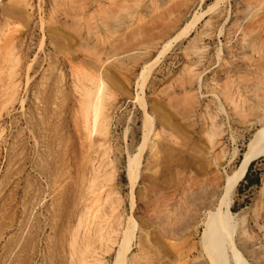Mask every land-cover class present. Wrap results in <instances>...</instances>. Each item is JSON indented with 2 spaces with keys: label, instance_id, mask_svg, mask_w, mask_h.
<instances>
[{
  "label": "rangeland",
  "instance_id": "obj_1",
  "mask_svg": "<svg viewBox=\"0 0 264 264\" xmlns=\"http://www.w3.org/2000/svg\"><path fill=\"white\" fill-rule=\"evenodd\" d=\"M262 128L264 0H0V264H113L131 218L127 264H215ZM230 213L264 264V157Z\"/></svg>",
  "mask_w": 264,
  "mask_h": 264
},
{
  "label": "bare ground",
  "instance_id": "obj_2",
  "mask_svg": "<svg viewBox=\"0 0 264 264\" xmlns=\"http://www.w3.org/2000/svg\"><path fill=\"white\" fill-rule=\"evenodd\" d=\"M87 95L90 96L89 92ZM100 107L101 104L98 103L95 110L96 113L93 114L97 121V118L101 115V111H99ZM262 157H264V128L257 131L252 140H250L238 167L230 175L226 176L217 208L208 216L206 227L211 240L209 248L215 264H232L230 263L231 260L234 264H247L235 245L230 208L237 188L245 179L250 166L254 161ZM139 158L140 156H137V158L130 159L128 162V180L131 185V195H133L134 184L137 178ZM135 231V221L131 218L126 231L123 233V239L119 243L113 264H127V254L129 253Z\"/></svg>",
  "mask_w": 264,
  "mask_h": 264
},
{
  "label": "water",
  "instance_id": "obj_3",
  "mask_svg": "<svg viewBox=\"0 0 264 264\" xmlns=\"http://www.w3.org/2000/svg\"><path fill=\"white\" fill-rule=\"evenodd\" d=\"M129 255V254H128ZM128 257V256H127Z\"/></svg>",
  "mask_w": 264,
  "mask_h": 264
}]
</instances>
